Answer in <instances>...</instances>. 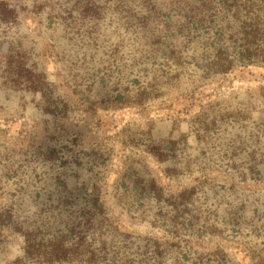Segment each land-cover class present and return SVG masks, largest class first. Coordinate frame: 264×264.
Here are the masks:
<instances>
[{
  "label": "rangeland",
  "instance_id": "1",
  "mask_svg": "<svg viewBox=\"0 0 264 264\" xmlns=\"http://www.w3.org/2000/svg\"><path fill=\"white\" fill-rule=\"evenodd\" d=\"M3 1L14 5L21 18L11 28H0V212L11 206L17 221L24 222L20 225L22 230L40 220L52 222L55 213L66 209L62 208L63 202L77 204L84 198L89 176L85 154L108 155L107 168L103 169L107 170L106 185H111L124 173L127 158L138 156L122 148L123 131H129V136L146 133L154 145L165 150L177 144V161L158 163L146 158L133 163L138 178L154 175L169 193L179 192L197 181L212 180L214 187L205 188L200 196L212 204L210 212H215V216L211 215L210 220L215 218L229 232L236 233L238 229L240 233L236 237L229 235L221 243L204 241L203 249L196 250L207 255L221 246L227 264H249L246 242L254 240L251 244L264 245V135L261 134L264 70L249 68L206 80L197 64L200 61L196 60H205L212 52L202 50V36L200 40L173 37L169 30V36L162 37L166 27L150 21L139 26L135 20L131 21L134 26L128 23L122 26L111 17L95 26L94 38L84 35L77 38L73 35L76 28L72 31L67 23L56 18L57 11L66 9L64 1L0 0ZM41 4L43 11L38 14L35 11ZM122 5L129 11L128 18L140 10L137 3L125 1ZM143 16V11L138 13V18ZM55 18L56 22H51ZM18 44L27 67L46 74L58 85L59 93L69 99L65 121L55 122L43 115L38 96L4 85V56L10 45ZM179 50L185 58L181 67L176 56ZM97 72L106 74V81L112 77L113 82L110 79L106 86L96 83L89 103L97 95L113 98L109 92L118 88L109 87L117 81L122 96L115 106L94 107L97 109L90 113L82 110L79 98L69 88ZM139 93L144 99L137 104ZM224 113L241 118L238 123L220 124L217 131L208 132L209 137L201 140L203 123ZM65 147L74 148V153L65 154L58 162L48 160L49 150H61L64 154ZM186 163L191 169L183 175L170 179L165 175L166 170L184 168ZM256 171L259 175H255ZM250 173L254 180L250 179ZM240 176L246 180L242 181ZM112 187L108 186L104 199L115 209ZM148 207L153 210V203H148ZM64 212L58 216L62 220L67 215ZM112 213L122 224L119 225L122 230L164 236L161 229H150L151 211L149 218L137 214L134 222L115 210ZM233 220L237 228L231 227ZM245 234L249 237H240ZM257 234L260 237L254 238ZM19 260H22L21 237L14 232L0 237V264H18Z\"/></svg>",
  "mask_w": 264,
  "mask_h": 264
},
{
  "label": "trees",
  "instance_id": "2",
  "mask_svg": "<svg viewBox=\"0 0 264 264\" xmlns=\"http://www.w3.org/2000/svg\"><path fill=\"white\" fill-rule=\"evenodd\" d=\"M63 1L66 9L57 11L56 18L67 23V27L72 31L76 28L73 35L77 38L83 35L88 39L94 38L95 26L100 24V20L111 17L122 26L126 23L134 26L131 23L134 20L139 26L150 21L158 27H166L167 32L162 37H168L169 30L173 32V37L187 36L199 40L201 36L204 37L201 39L202 50L206 48L211 50L212 56L196 61H200L197 64L206 80L249 68L264 70V0H164V2L162 0H111V2L110 0L103 2L102 0H62L61 2ZM125 1L137 3L140 7L135 15L129 14L131 18L126 16V12L129 11L122 7ZM43 6L41 4L35 12L39 14L43 11ZM20 11L24 12L25 8H20ZM141 11L144 12V16L138 18V13ZM19 18H21L19 10L14 5L7 1L0 2V28L15 26ZM56 18L50 19L51 22H56ZM72 37L70 39H73ZM181 54L180 50L176 53L180 67L185 59ZM3 68L5 86L10 85L38 96L40 112L50 116L55 122L67 119L69 99L59 93L58 85L51 82L46 74L34 72L27 67L26 57L21 55L20 44L16 47L10 45L9 51L4 56ZM104 78L106 74L102 72L91 73L88 77L81 78L82 84L76 82L69 88L70 93L75 95V98H79L83 111L91 113L92 109H97L94 107H113L119 103L122 96L120 81L109 87L118 88L109 92L113 98L106 99L102 95H97L91 103L88 102L96 83L106 86L110 83V79L112 81V77L107 81ZM83 83L86 85L81 88ZM261 89L264 90V87ZM138 96L140 99L136 100L137 104L144 99L141 93ZM240 118L241 116L232 113L221 114L218 119L214 117L203 123L204 135L199 138L205 140L209 137L208 132L217 131L215 129H219L220 124L238 123ZM127 132L129 131H123L122 148L138 156L128 157L127 162L123 164L124 173L121 176L119 174L111 185H106L107 170L103 168H107L105 162L108 155L85 154L89 176L84 198L77 204H73L74 201L62 203V208L66 209L61 210L67 214L64 220L58 217L62 212H58L53 215L52 222L40 220L32 224L29 229L22 230L20 225L24 222L17 221L11 206L0 212V237L9 232L21 237V261H25L26 264H214V262L227 264L221 246L215 247L212 254L207 255L196 250L203 249L204 241L207 244L216 241L221 243L227 241L229 235L236 237L240 233L238 229H236L237 234L229 232L227 227H222L220 222L214 220L215 218L210 220L211 215L215 216V212H210L212 204L208 203V199L206 202V198L200 196L205 192V188L214 187L211 184L212 180L197 181L196 184L185 187L179 192L169 193L154 175L147 179H139L133 163L137 164L146 158L158 163L167 161L173 163L174 160L177 161L178 146L173 143L165 150L154 145L146 133L129 136ZM261 134L264 135V130ZM60 151L49 150L48 160L58 162L65 154L74 153V148L65 147L64 154ZM80 151L83 152L84 149ZM185 166L180 169L175 167L164 173L169 179L172 176H181L191 169L189 164L186 163ZM226 166L228 167L229 163ZM254 173L259 175L258 171ZM250 179L254 180V175L251 174ZM213 181L216 183L217 180ZM108 186H113L112 197L117 207L115 209L104 199ZM151 202L153 210L150 207L146 208ZM241 206L244 207L245 203H241ZM114 210L118 215L128 216L132 222L137 221V218H134L137 214L138 217L144 214L149 218L151 215L148 213L151 211L150 229H161L164 236L156 237L157 234L151 232L140 234L137 231L134 233L122 230L120 228L122 224L112 213ZM233 221L231 227L237 228L238 224ZM60 224L65 225L61 227ZM245 235L240 237H249ZM258 237L260 236L257 234L254 238ZM252 241L254 240L246 242L249 264H264L263 242L251 244ZM21 261L19 260L18 264H21Z\"/></svg>",
  "mask_w": 264,
  "mask_h": 264
}]
</instances>
